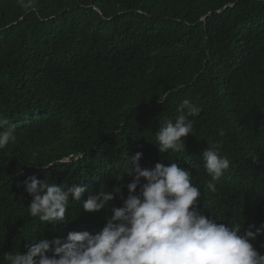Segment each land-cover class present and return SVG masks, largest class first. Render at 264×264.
<instances>
[{
	"label": "trees",
	"instance_id": "16d2710c",
	"mask_svg": "<svg viewBox=\"0 0 264 264\" xmlns=\"http://www.w3.org/2000/svg\"><path fill=\"white\" fill-rule=\"evenodd\" d=\"M34 9L0 0V121L16 129L0 150V264L33 240L102 228L120 197L99 213L82 201L111 190L136 152L141 167L190 168L206 216L264 223V0H34ZM184 99L203 109L190 117L186 151L159 153L156 133L186 113ZM214 144L230 166L211 192L202 152ZM32 174L86 189L68 222L29 215ZM252 243L264 255V233Z\"/></svg>",
	"mask_w": 264,
	"mask_h": 264
},
{
	"label": "clouds",
	"instance_id": "9594fccd",
	"mask_svg": "<svg viewBox=\"0 0 264 264\" xmlns=\"http://www.w3.org/2000/svg\"><path fill=\"white\" fill-rule=\"evenodd\" d=\"M27 11H34V0H18ZM168 98V91L158 102ZM175 121L165 120L156 133L159 153L185 152L184 137L193 134V120L202 107L184 99ZM7 125V126H6ZM223 135V132H221ZM16 141V129L0 121V150ZM141 152L130 155V164L114 176L111 190H88L82 201L86 212L107 210L119 196L122 204L111 208V216L99 230L69 231L65 239L40 238L31 241L25 254L8 252L6 264H264V255L252 241L264 233L258 227L240 222L228 224L205 215L200 205V189L192 183V170L178 163L157 162L152 168L141 167ZM203 168L211 177L207 188L216 192V184L230 166L214 144L202 152ZM255 161V157L253 158ZM53 165L49 164L47 167ZM130 177L126 197L121 181ZM23 187L31 197L29 215L43 224L66 223L71 201L81 202L86 189L74 183H50L47 178L27 176ZM264 247V245H261ZM51 250V255H48Z\"/></svg>",
	"mask_w": 264,
	"mask_h": 264
}]
</instances>
